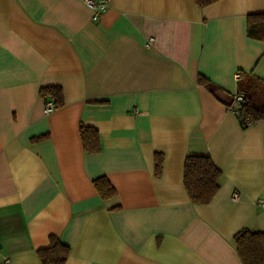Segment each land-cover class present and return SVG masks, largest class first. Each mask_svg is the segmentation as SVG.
Instances as JSON below:
<instances>
[{"label":"crops","instance_id":"obj_1","mask_svg":"<svg viewBox=\"0 0 264 264\" xmlns=\"http://www.w3.org/2000/svg\"><path fill=\"white\" fill-rule=\"evenodd\" d=\"M104 1L94 19L84 0H0V264H41L52 235L65 264H243L233 236L264 231V120L243 126L227 103L241 74L264 80L246 33L264 0ZM44 86L63 92L48 113ZM188 154L222 173L208 204L184 187Z\"/></svg>","mask_w":264,"mask_h":264},{"label":"trees","instance_id":"obj_2","mask_svg":"<svg viewBox=\"0 0 264 264\" xmlns=\"http://www.w3.org/2000/svg\"><path fill=\"white\" fill-rule=\"evenodd\" d=\"M216 1L218 0H194L200 7L208 6ZM246 33L250 38L264 41V12L247 15ZM198 83L214 91L213 86L204 76H198ZM237 92L245 93V101L241 105L244 114L254 121L264 119V80L257 77L245 79L241 74ZM40 93L46 99L49 98L47 101L53 103L54 109L64 103L60 86L41 87ZM79 133L86 152L96 153L100 150L96 128L81 123ZM48 137V134H43L34 140H46ZM162 167L163 155L156 152L154 154V174L156 176L161 175ZM221 176L220 169L207 154H188L184 159L183 184L190 200L194 203H210L220 188ZM93 185L102 199L111 198L116 194L115 188L105 176L95 178ZM233 240L243 264H264V231H251L248 228H242L233 236ZM69 253L70 248L53 235L49 238L48 246L37 251L41 264H65Z\"/></svg>","mask_w":264,"mask_h":264},{"label":"built area","instance_id":"obj_3","mask_svg":"<svg viewBox=\"0 0 264 264\" xmlns=\"http://www.w3.org/2000/svg\"><path fill=\"white\" fill-rule=\"evenodd\" d=\"M86 4L91 6L94 9V19L98 18L100 14L106 10L107 4L106 1H97V0H84ZM245 101V93L243 92H236L232 94L231 100L227 107L234 112L238 118L240 119V122L243 126H247L255 122L252 120L248 115H245L244 112L241 109V105ZM45 112L48 113L51 110H54V105L51 101H47L45 104ZM264 120V119H262ZM6 263V261H5Z\"/></svg>","mask_w":264,"mask_h":264}]
</instances>
